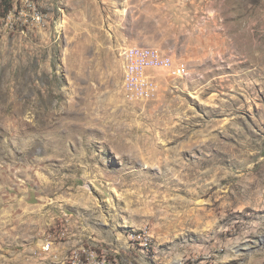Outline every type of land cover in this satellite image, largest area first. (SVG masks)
<instances>
[{
	"label": "rangeland",
	"instance_id": "rangeland-1",
	"mask_svg": "<svg viewBox=\"0 0 264 264\" xmlns=\"http://www.w3.org/2000/svg\"><path fill=\"white\" fill-rule=\"evenodd\" d=\"M128 48L185 74L129 97ZM75 249L264 264V0H0V264Z\"/></svg>",
	"mask_w": 264,
	"mask_h": 264
},
{
	"label": "built area",
	"instance_id": "built-area-1",
	"mask_svg": "<svg viewBox=\"0 0 264 264\" xmlns=\"http://www.w3.org/2000/svg\"><path fill=\"white\" fill-rule=\"evenodd\" d=\"M33 20L39 22L41 19L36 15ZM123 61V89L129 97L136 99L150 95L149 71L164 70L171 77H182L185 74L184 67L174 66L170 58H161L157 51L151 49L128 48L123 53ZM134 242L142 249L149 246V241L141 236L134 237ZM47 248L49 245L45 247ZM76 249L67 256L66 264H119L108 259L105 254L81 259Z\"/></svg>",
	"mask_w": 264,
	"mask_h": 264
},
{
	"label": "trees",
	"instance_id": "trees-1",
	"mask_svg": "<svg viewBox=\"0 0 264 264\" xmlns=\"http://www.w3.org/2000/svg\"><path fill=\"white\" fill-rule=\"evenodd\" d=\"M2 10H3V11H5V12H7V11H8V9H6V8H4V7H3V9H2Z\"/></svg>",
	"mask_w": 264,
	"mask_h": 264
}]
</instances>
